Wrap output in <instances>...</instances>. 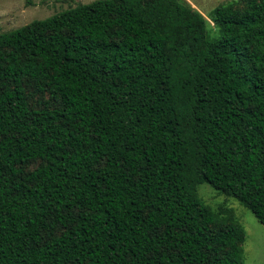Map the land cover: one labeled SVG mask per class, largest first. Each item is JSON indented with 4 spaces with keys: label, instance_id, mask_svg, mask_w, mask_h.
<instances>
[{
    "label": "trees",
    "instance_id": "trees-1",
    "mask_svg": "<svg viewBox=\"0 0 264 264\" xmlns=\"http://www.w3.org/2000/svg\"><path fill=\"white\" fill-rule=\"evenodd\" d=\"M210 18L94 0L0 33V264H245L198 188L264 225V0Z\"/></svg>",
    "mask_w": 264,
    "mask_h": 264
},
{
    "label": "rangeland",
    "instance_id": "rangeland-1",
    "mask_svg": "<svg viewBox=\"0 0 264 264\" xmlns=\"http://www.w3.org/2000/svg\"><path fill=\"white\" fill-rule=\"evenodd\" d=\"M92 1L94 0H0V33L14 30L36 19L47 18L80 3ZM184 1L206 16L211 33L216 34L218 26L210 18L212 11L235 0ZM31 98L33 103L37 104L40 102L41 94L32 95ZM198 189L204 203L217 211L224 209V212L243 224L246 231V240L243 244L245 264H264V225L253 212L236 198L221 194L208 182L201 183Z\"/></svg>",
    "mask_w": 264,
    "mask_h": 264
}]
</instances>
